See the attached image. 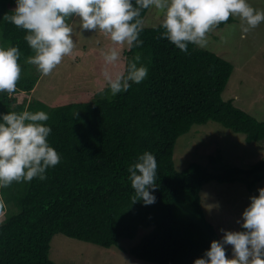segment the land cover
Masks as SVG:
<instances>
[{
    "label": "trees",
    "instance_id": "1",
    "mask_svg": "<svg viewBox=\"0 0 264 264\" xmlns=\"http://www.w3.org/2000/svg\"><path fill=\"white\" fill-rule=\"evenodd\" d=\"M15 6V0H0V45L21 52L20 79L12 94L0 93V113H48L47 139L61 161L46 170L45 180L14 181L0 189L7 205L0 221V264H56L49 258L56 234L107 250L121 239L133 240L140 230L146 233L127 250L134 259L193 264L212 240H220L202 208V187L238 182L255 196V185L264 182V157L245 169L215 173L195 162L183 171L174 166L177 139L195 125L216 123L243 135L246 144H264V122L222 99L232 64L195 44L180 51L161 37L160 24L143 28V43L123 50L124 67L136 55L148 67L142 82L115 96L104 82L74 102L50 106L30 99L42 73L28 62L34 52L24 39L27 30L2 19ZM148 9L141 10L142 20ZM145 151L157 160L151 205L133 203L128 172ZM225 248L227 258L231 249Z\"/></svg>",
    "mask_w": 264,
    "mask_h": 264
},
{
    "label": "clouds",
    "instance_id": "2",
    "mask_svg": "<svg viewBox=\"0 0 264 264\" xmlns=\"http://www.w3.org/2000/svg\"><path fill=\"white\" fill-rule=\"evenodd\" d=\"M11 15L2 19L27 30L24 39L34 55L28 62L48 75L70 55L74 48L73 26L68 21L79 19L82 30H99L114 45L131 49L140 46L143 31L141 10L155 7L164 14L160 33L180 51L187 53L188 45L204 47L207 33L230 16L242 20V32L248 33L264 22V9L254 8L248 0H15ZM122 48L102 51L106 65H115ZM17 46L0 45V93L12 94L21 76ZM140 56L129 60L124 69L114 74L103 72L110 93L126 92L133 83L139 84L148 75V67L139 64ZM43 110L0 113V189L15 182L46 179V170L61 161L60 154L50 145L51 127ZM135 195L133 203L156 202L157 160L153 153L143 152L138 162L128 168ZM249 197L250 203L237 222L243 230H221V240H212L203 255L193 264H264V187ZM7 205L0 197V216H6ZM225 245H231L232 258H226Z\"/></svg>",
    "mask_w": 264,
    "mask_h": 264
},
{
    "label": "rangeland",
    "instance_id": "3",
    "mask_svg": "<svg viewBox=\"0 0 264 264\" xmlns=\"http://www.w3.org/2000/svg\"><path fill=\"white\" fill-rule=\"evenodd\" d=\"M256 9H264V0H248ZM231 18V20H230ZM164 14L150 7L143 21V28L162 24ZM223 25L214 26L206 36L207 44L199 48L209 50L230 62L231 77L222 93V99L264 122V22L248 33L242 32L239 16H230ZM75 48L70 55L48 75L41 74L30 99L48 105L74 102L84 93L91 94L103 85V72L123 70V46L114 45L99 30H82L79 19L73 17ZM110 47L122 48L115 65H106L102 51ZM103 76V77H102ZM220 155L221 157H216ZM264 157V144H246L244 136L224 129L216 123L195 125L176 141L173 162L177 171H183L190 163H198L207 172L215 173L226 167L245 169ZM264 182L255 185V193ZM241 183L219 184L211 181L200 191L201 205L206 218L214 225L221 240L223 230L237 231L242 211L251 197ZM4 216H0V221ZM146 230H140L133 240L121 239L117 248L102 249L94 245L56 234L50 243L49 258L56 264H151L131 257L127 250L136 245ZM229 249L231 245H225ZM227 258H232L231 254Z\"/></svg>",
    "mask_w": 264,
    "mask_h": 264
}]
</instances>
